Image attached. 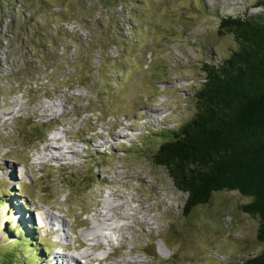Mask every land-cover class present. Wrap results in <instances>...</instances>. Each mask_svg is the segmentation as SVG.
Returning <instances> with one entry per match:
<instances>
[{
    "label": "rangeland",
    "instance_id": "rangeland-1",
    "mask_svg": "<svg viewBox=\"0 0 264 264\" xmlns=\"http://www.w3.org/2000/svg\"><path fill=\"white\" fill-rule=\"evenodd\" d=\"M260 2L0 0V249L17 248L12 264H50L57 252L108 257L101 264H242L264 249L257 219L239 208L248 198L215 192L184 216L185 194L149 156L153 132L193 112L202 62L236 46L217 32V15ZM53 133L75 147L67 160L38 158ZM114 190L113 223L94 230L93 248L92 217Z\"/></svg>",
    "mask_w": 264,
    "mask_h": 264
},
{
    "label": "trees",
    "instance_id": "trees-1",
    "mask_svg": "<svg viewBox=\"0 0 264 264\" xmlns=\"http://www.w3.org/2000/svg\"><path fill=\"white\" fill-rule=\"evenodd\" d=\"M217 16V32L232 35L236 46L202 62L193 112L178 126L156 129L149 156L185 194L184 216L215 192L237 191L248 198L239 208L257 219L256 239L264 242V9H223ZM44 135L40 130L33 143ZM0 252L1 264L18 255L16 247ZM242 264H264V249Z\"/></svg>",
    "mask_w": 264,
    "mask_h": 264
},
{
    "label": "bare ground",
    "instance_id": "bare-ground-1",
    "mask_svg": "<svg viewBox=\"0 0 264 264\" xmlns=\"http://www.w3.org/2000/svg\"><path fill=\"white\" fill-rule=\"evenodd\" d=\"M19 102V101H17ZM16 105H18V103H16ZM21 106V105H20ZM40 107H43L44 109L46 108L47 111H52L53 114L56 113V111H54L53 109V106H50L48 104H42ZM13 110H10L9 112H7L6 114H9V113H12ZM67 133L64 134V136L62 135H59L58 133H53L49 138H48V142L47 144H45L42 149L39 151V157L38 158H48V156L50 154H53L55 155V157L53 156L52 159H65L67 160L68 159V156L67 154H74V151H75V147L74 146H70L67 142ZM90 141V140H89ZM63 143V144H61ZM15 179L14 177H10L8 178V181L10 182L11 180ZM109 181V180H108ZM17 183V182H15ZM113 183L112 181L110 182V184ZM114 185V184H113ZM116 187V186H115ZM118 191V190H117ZM117 191H111L109 192L107 195L104 194L103 197H104V204H105V211H98L95 215L92 217L93 219V223L94 225L91 227V237L88 238V241L92 242L91 245L93 248H101V243L99 241L100 237H101V234H98L97 232L95 233L94 230H96L97 228H100V227H104L106 225L109 226V222L113 223L112 222V219L111 216L109 215V212L111 214V211H114L115 208H117L118 206H115L112 201L110 200L111 196H114L116 195ZM119 194V193H118ZM119 196V195H118ZM110 197V198H109ZM122 198V196H121ZM16 199V198H13L12 199V202L13 200ZM17 200V199H16ZM18 201V200H17ZM129 201V200H128ZM127 201V202H128ZM103 204V205H104ZM25 205V203H24ZM23 205V207H24ZM140 208V207H139ZM138 208V209H139ZM142 208V207H141ZM140 208V209H141ZM6 209L7 208H4L2 209V214L0 216H2L5 212H6ZM24 209V208H23ZM131 210H133V208H130ZM137 209V208H136ZM144 209V208H142ZM141 209V210H142ZM116 210V209H115ZM139 210V211H141ZM134 211V210H133ZM145 213V212H144ZM47 214V213H46ZM126 215V214H125ZM136 213H133L132 216L135 217ZM122 216V215H121ZM53 217V216H52ZM50 217L51 219L47 222L48 225H51L53 227H58L59 224L56 223V218L55 217ZM124 217V216H122ZM117 218V217H116ZM56 220V221H55ZM114 221V220H113ZM140 224H148L149 221L145 216L141 217L140 219L137 220ZM2 222H3V219L0 218V228L2 226ZM110 223V224H111ZM60 227V226H59ZM56 229V228H55ZM59 231V230H58ZM56 232V231H55ZM58 233V232H57ZM58 239L62 238V239H67L68 236L67 234H64V233H59L58 235ZM103 237V236H102ZM106 237V236H105ZM108 238V237H107ZM110 239V238H108ZM121 240H123V237L121 238ZM87 241V240H86ZM89 244V243H88ZM127 244V243H126ZM81 245V244H80ZM86 245V244H85ZM124 245V244H123ZM122 245V246H123ZM83 246V245H82ZM81 246V247H82ZM121 247V246H120ZM124 247V246H123ZM134 249V248H133ZM136 249V248H135ZM131 250V249H130ZM132 251V250H131ZM128 252V251H127ZM130 252V251H129ZM114 253V252H113ZM122 253V252H121ZM124 254V253H123ZM132 254V253H131ZM110 255V254H108ZM114 255V254H113ZM51 264H101L104 260H106V258L108 257H105V258H93L94 256H92L91 253H88V252H80L79 254H76V255H66L64 253H60L58 254L57 253H54L53 256L51 255ZM110 257V256H109ZM80 258L82 259H85L86 261L85 262H81ZM125 258V257H123ZM104 259V260H103ZM110 259V258H109ZM112 259V258H111ZM110 259V260H111ZM108 260V259H107ZM106 260V261H107ZM121 264H128L130 263V261L128 259H123L122 262H120Z\"/></svg>",
    "mask_w": 264,
    "mask_h": 264
},
{
    "label": "built area",
    "instance_id": "built-area-1",
    "mask_svg": "<svg viewBox=\"0 0 264 264\" xmlns=\"http://www.w3.org/2000/svg\"><path fill=\"white\" fill-rule=\"evenodd\" d=\"M51 24L53 28L56 27L60 31H63L69 34L76 32L75 30H76L77 25L75 22H72V21H60V22L52 21Z\"/></svg>",
    "mask_w": 264,
    "mask_h": 264
}]
</instances>
